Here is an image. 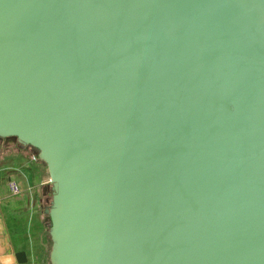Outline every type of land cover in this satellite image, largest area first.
Wrapping results in <instances>:
<instances>
[{
    "label": "water",
    "instance_id": "95a60500",
    "mask_svg": "<svg viewBox=\"0 0 264 264\" xmlns=\"http://www.w3.org/2000/svg\"><path fill=\"white\" fill-rule=\"evenodd\" d=\"M10 144L49 264H264V0H0Z\"/></svg>",
    "mask_w": 264,
    "mask_h": 264
},
{
    "label": "crops",
    "instance_id": "0c3cea01",
    "mask_svg": "<svg viewBox=\"0 0 264 264\" xmlns=\"http://www.w3.org/2000/svg\"><path fill=\"white\" fill-rule=\"evenodd\" d=\"M9 182L19 187L18 194L9 192ZM46 187L47 172L29 149L16 144L0 148V264H47L44 219H36Z\"/></svg>",
    "mask_w": 264,
    "mask_h": 264
},
{
    "label": "rangeland",
    "instance_id": "374dc122",
    "mask_svg": "<svg viewBox=\"0 0 264 264\" xmlns=\"http://www.w3.org/2000/svg\"><path fill=\"white\" fill-rule=\"evenodd\" d=\"M46 188H47V190H45V193L43 194V198L41 200L42 201V203L40 204L41 206L37 209V212H36V219L40 223H41L42 219H44V217H45V215L43 213V210L48 206V204L50 202V192L48 190V187H46ZM42 238H43V241H44L43 257L45 259V262L46 261L48 262L47 253L49 251L50 242H49V239L47 237V227L46 226L43 227ZM40 253H41V251H40Z\"/></svg>",
    "mask_w": 264,
    "mask_h": 264
},
{
    "label": "built area",
    "instance_id": "2783aa9c",
    "mask_svg": "<svg viewBox=\"0 0 264 264\" xmlns=\"http://www.w3.org/2000/svg\"><path fill=\"white\" fill-rule=\"evenodd\" d=\"M7 187L11 194L15 195L19 193V187L14 182H9Z\"/></svg>",
    "mask_w": 264,
    "mask_h": 264
},
{
    "label": "trees",
    "instance_id": "16d2710c",
    "mask_svg": "<svg viewBox=\"0 0 264 264\" xmlns=\"http://www.w3.org/2000/svg\"><path fill=\"white\" fill-rule=\"evenodd\" d=\"M43 211H44V210H43ZM44 226H46L45 223H44ZM46 227H47V226H46ZM47 237H48V235H47ZM47 260H48V259H47ZM46 263L49 264V262H47V261H46Z\"/></svg>",
    "mask_w": 264,
    "mask_h": 264
}]
</instances>
